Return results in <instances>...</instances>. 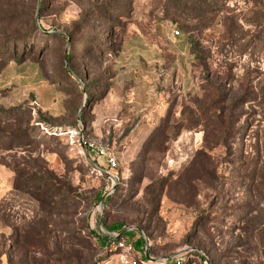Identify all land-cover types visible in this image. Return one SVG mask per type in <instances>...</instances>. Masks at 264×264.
Here are the masks:
<instances>
[{
	"label": "rangeland",
	"instance_id": "rangeland-1",
	"mask_svg": "<svg viewBox=\"0 0 264 264\" xmlns=\"http://www.w3.org/2000/svg\"><path fill=\"white\" fill-rule=\"evenodd\" d=\"M127 227L264 264V0H0V264H121Z\"/></svg>",
	"mask_w": 264,
	"mask_h": 264
},
{
	"label": "built area",
	"instance_id": "built-area-1",
	"mask_svg": "<svg viewBox=\"0 0 264 264\" xmlns=\"http://www.w3.org/2000/svg\"><path fill=\"white\" fill-rule=\"evenodd\" d=\"M180 31L175 30L174 35H179ZM99 153L105 156L108 159V163L111 167H115L117 165L116 158L106 153L104 149H98ZM107 196V194H106ZM102 225V224H101ZM132 227H127L122 230H112L100 232L99 234L104 238L99 240L101 247L107 252H114L119 255L121 264H164L166 263V258H160L158 261L154 260L151 256L147 255V243L144 244V252L146 255V259H141L139 262L136 259L135 254V243L134 239L125 236L124 234L127 231L132 230ZM105 234V235H102ZM142 235H144L142 233Z\"/></svg>",
	"mask_w": 264,
	"mask_h": 264
},
{
	"label": "trees",
	"instance_id": "trees-1",
	"mask_svg": "<svg viewBox=\"0 0 264 264\" xmlns=\"http://www.w3.org/2000/svg\"><path fill=\"white\" fill-rule=\"evenodd\" d=\"M33 25H34V29H35L33 35H35L36 32H37V28H36V24H35V23H34ZM29 33H30V32H25V33H23V34L15 35V36H13L12 38H9L8 41H11V42L13 41V43H15V42H17V41H27V39L30 38ZM31 35H32V34H31ZM14 45H15V44H14ZM195 51L197 52V50H195ZM67 57H68V59H71L72 55L68 54ZM15 110H16L15 108H12V109H9V110H7V111H3L2 113H3V115H5V114L9 115V114H13ZM7 115H6V116H7ZM27 134H28V131L25 132L24 134L20 135V136L15 135V136L13 137V139H14V140L20 139V138L24 137V136L27 135ZM20 180H21V179H20L19 177L16 178V180H15V183H16V185H17L16 187H21V186H23V185H26L25 183L21 182ZM34 181H35V182H34ZM33 183H34V186H31L32 184H27L28 187H29V185H30L32 189H35V192L37 193V195H38L39 197H41V198L45 197V196L47 195V190L42 189V188L44 187V185H42V184L40 183L39 180H33ZM101 199H103V198H102V195L98 196L97 201H100ZM108 199H109V196L105 199L104 204H106V203L108 202ZM102 221L104 222L103 218H102ZM108 229H109V228H108ZM115 230H117V229H115ZM91 232H92V231H91ZM135 232H136V231H135L134 229H132V230H130V231H127L124 235H125V236H128V237H130V238H134ZM92 233H93V236H94L97 240H102V239H104V238H103V237H102L97 231H96V232H92ZM134 243H135V248H136V249L139 248V249L143 250V252L145 251V250H144V249H145V248H144V241H143V239H142L141 236H139V240H137V241L134 240ZM143 257H144V259H146V255H144Z\"/></svg>",
	"mask_w": 264,
	"mask_h": 264
},
{
	"label": "water",
	"instance_id": "water-1",
	"mask_svg": "<svg viewBox=\"0 0 264 264\" xmlns=\"http://www.w3.org/2000/svg\"><path fill=\"white\" fill-rule=\"evenodd\" d=\"M106 196V195H105ZM105 196H104V198H105ZM104 198L102 199V203H103V200H104ZM102 223V222H101ZM160 258H154V260H156V261H158Z\"/></svg>",
	"mask_w": 264,
	"mask_h": 264
}]
</instances>
